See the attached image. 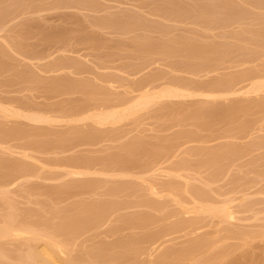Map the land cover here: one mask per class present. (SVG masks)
<instances>
[{"label":"rangeland","instance_id":"374dc122","mask_svg":"<svg viewBox=\"0 0 264 264\" xmlns=\"http://www.w3.org/2000/svg\"><path fill=\"white\" fill-rule=\"evenodd\" d=\"M0 18V27L5 24L0 29V107L53 118L36 124L0 108V130L6 132L0 134V183L19 173L11 177V185L0 184V225L10 213L14 224L33 226L45 235L1 237L0 264H29L27 259L17 263L19 255L51 233L66 244L63 258L75 264H158L163 253L169 255L168 264H264L263 92L160 98L116 118V123H99L103 125L74 119L87 110L105 111L130 101L147 82L148 89L186 86L198 91L218 85V80L226 83L233 75L246 84L241 77L247 67L262 76L264 0H0ZM237 98L245 100L243 107ZM11 126L21 136L14 133L11 139L12 130L6 136ZM78 168L85 171L71 173ZM151 178L155 186H175L169 191L157 185L159 192L153 193ZM190 190L206 191L203 199L207 195L217 206L228 204L234 218L198 212L200 203L211 202L201 198L194 206ZM188 247L189 254L171 253Z\"/></svg>","mask_w":264,"mask_h":264},{"label":"bare ground","instance_id":"6f19581e","mask_svg":"<svg viewBox=\"0 0 264 264\" xmlns=\"http://www.w3.org/2000/svg\"><path fill=\"white\" fill-rule=\"evenodd\" d=\"M244 1V0H243ZM249 3V2H248ZM252 3V2H251ZM257 4H258V1H257ZM260 4V3H259ZM249 5H250V3H249ZM251 6V5H250ZM254 8H256L255 6H254ZM110 18V17H109ZM115 18V17H114ZM1 19V18H0ZM111 20H112V18H110ZM2 20V19H1ZM111 20H109V21H111ZM115 20H116V18H115ZM113 21L114 20H112V23H113ZM118 21H122V20H118ZM2 23V22H1ZM5 23V22H4ZM208 24H210V22L208 23ZM212 24V23H211ZM217 24V23H216ZM1 25V24H0ZM4 25L5 24H3V27H0V29L1 28H4ZM208 28V27H207ZM2 30V29H1ZM256 33V32H255ZM2 35L0 34V37H1ZM215 36V35H214ZM259 36V35H258ZM4 38V37H3ZM4 40V39H3ZM243 41V40H242ZM257 41H259V40H257ZM4 42H6V41H4ZM248 42V41H247ZM246 42V43H247ZM8 43V42H7ZM6 43V44H7ZM256 43V42H255ZM257 45V44H256ZM260 45V44H259ZM9 47L10 46H12V44L11 45H8ZM15 46H18V45H16L15 44ZM13 47V46H12ZM261 47V46H260ZM15 48V47H14ZM216 49H217V47H215ZM15 49H17L16 51H18V49H19V47L17 48H15ZM11 50H13V49H11ZM220 50V49H219ZM223 50V49H222ZM20 51V50H19ZM18 51V52H19ZM64 51V50H63ZM224 52V51H223ZM19 53H21V52H19ZM18 54V53H17ZM20 55H22L23 56V54L21 53ZM214 55H216V54H214ZM40 57V56H39ZM42 57V56H41ZM40 57V58H41ZM214 57V56H213ZM217 57V56H216ZM28 58H30V57H28ZM36 58V57H35ZM219 58V57H218ZM218 58H216V59H218ZM222 58V57H221ZM225 58V57H224ZM17 59V58H16ZM17 60H19V59H17ZM21 60V59H20ZM88 60V59H87ZM255 60V59H254ZM215 61V60H214ZM19 62V61H18ZM61 62V61H60ZM66 62L67 61H65V65H66ZM147 62H149V63H153L154 61H152V62H150V61H147ZM62 63V64H63ZM68 63V62H67ZM215 63V62H214ZM217 63V62H216ZM242 63H245V62H242ZM263 63V62H262ZM56 64V63H55ZM68 64H71V63H68ZM210 64V63H209ZM61 64L59 63V66H60ZM64 65V66H65ZM147 65V64H146ZM182 65V64H181ZM192 65V64H191ZM239 65V64H238ZM244 65V64H243ZM242 65V66H243ZM257 65H258V63H257ZM264 65V64H263ZM62 66V65H61ZM70 66H72V64L70 65ZM69 66V67H70ZM74 66V65H73ZM185 66V65H184ZM193 66V65H192ZM250 66V65H249ZM56 67H57V64H56ZM175 67V66H174ZM187 67V66H186ZM217 67V66H216ZM237 67V66H236ZM35 68V67H34ZM51 68V67H50ZM58 68V67H57ZM60 68H62V67H60ZM59 68V69H60ZM171 68V67H170ZM179 68V67H178ZM211 68V67H210ZM258 68V67H257ZM25 68H23V70H24ZM27 69V68H26ZM39 69V68H38ZM53 69V68H52ZM67 69H68V67H67ZM188 69V68H187ZM213 69V68H212ZM243 69V68H242ZM247 69H248V73L246 74V76L244 75V77H241L242 78V82H245V80L247 81V83L246 84H244V83H240L241 81L238 79V78H234V75L233 76H228V77H230V79H231V77H232V79H235V80H228V82H226V83H224L223 81L221 82L220 80H218L219 81V84L217 85H215L214 84V86H209V87H207L208 88V90L207 89H200V90H198V91H192L191 89V91L190 90H188V88H186V86H184L183 88H178V86L176 87V88H173V87H165V89H160V90H154V88H153V86H152V88H149L148 89V82L146 83V84H143V86L141 85L140 86V90H142L143 88H145L143 91H141L140 92V90L138 91L139 93L138 94H135V96L133 95L131 98L133 99H130V101H129V99H128V101L126 100H124V102H119V103H122V104H119L118 103V101H117V105H114L113 106V108H108V107H106L107 109L105 110V111H101V110H104V109H101L100 110V112H98L99 110H97V112H92L91 111V113H88V110H87V112H84L83 114L84 115H82V113H80V115L82 116V117H80V115L78 116V115H76V116H74V119H81V120H84L83 118H88L87 120H90V119H92V120H90L91 122H94V121H96V122H98L97 124H99V123H107L108 122V124H109V122L111 123L112 121H114L116 118H121V116H125V114L127 115L130 111H136L137 109H139L138 107H140L141 105H146L147 103H149L150 101H152V102H154V100L156 101L157 99H160V98H163V100H164V98L166 97V98H171V97H182V96H190V95H192V97H193V95H194V97H195V95L197 94L198 96L199 95H205V96H208V97H215V96H227V95H235V94H237V93H242V92H252V93H257V92H263L264 93V73H263V75L262 76H259V73H256V74H258L257 76H255L254 77V75H256L254 72H253V75H252V73L251 72H249V68L247 67ZM22 70V71H23ZM29 70V69H28ZM28 70H27V72H28ZM31 71H32V69H30ZM62 70V69H61ZM63 70H65V69H63ZM180 70H182L181 69V67H180ZM191 70V69H190ZM190 70H188V71H190ZM197 70V69H196ZM214 70H216L215 68H214ZM231 70V69H230ZM244 70V69H243ZM245 70H246V67H245ZM251 70V69H250ZM253 70V69H252ZM251 70V71H252ZM257 70V69H256ZM261 70V69H260ZM17 71H18V69H17ZM36 71V70H35ZM41 71H42V68H41ZM58 71V69L56 70V72ZM176 71H178V70H176ZM235 71V70H234ZM247 71V70H246ZM255 71V70H254ZM264 71V70H263ZM19 72V71H18ZM27 72H26V74H27ZM45 72V71H44ZM53 72H55V71H53ZM67 72V71H66ZM65 72V73H66ZM192 72L193 71H191V74H192ZM196 72V71H195ZM258 72V71H257ZM21 73V72H20ZM22 73H24V72H22ZM31 73V72H30ZM49 73V72H48ZM69 73H71L72 74V72H69ZM75 74H76V72H74ZM152 73V72H151ZM194 73V72H193ZM225 73V72H224ZM223 73V74H224ZM19 74V73H18ZM25 74V75H26ZM29 74V73H28ZM28 74L26 75V76H28ZM32 74V73H31ZM79 74V73H78ZM262 74V73H261ZM260 74V75H261ZM21 75V74H20ZM30 75V74H29ZM61 75V74H60ZM177 75H179V74H177ZM194 75V74H193ZM197 75V74H196ZM227 75H229V74H227ZM226 75V76H227ZM23 76V75H22ZM21 76V77H22ZM30 76H32V75H30ZM153 76H155V74L153 75ZM152 76V77H153ZM222 76V75H221ZM224 76V75H223ZM254 77V78H256V79H252L251 77ZM67 77H70V76H66V79H67ZM74 76H72V78H73ZM187 77V76H186ZM18 78H20V77H18ZM65 78V77H64ZM161 78V77H160ZM226 79H227V77H225ZM224 78V79H225ZM251 78V79H250ZM35 79V78H34ZM40 78H38V79H36V81L37 80H39ZM51 79V78H50ZM57 79V78H56ZM61 79V80H60ZM59 80L60 81H62L63 79L62 78H60ZM66 79H64V80H66ZM236 79H238V80H236ZM247 79H249V80H247ZM68 81H69V79H67ZM156 80H159V77H158V79H156ZM155 80V81H156ZM217 80V79H216ZM34 81V80H33ZM40 81V80H39ZM56 81H58V80H56ZM60 81H58V82H60ZM126 81V80H125ZM164 81V80H163ZM198 81V80H197ZM249 81V82H248ZM51 82H54V80L53 81H51ZM65 83L64 84H66V81H64ZM113 82V81H112ZM127 82V81H126ZM196 82V81H195ZM61 83H63V82H61ZM72 83V82H71ZM71 83H70V85H71ZM124 83V82H123ZM134 83V82H133ZM164 82H161V84H163ZM165 83H166V81H165ZM167 83H171V82H167ZM176 83V82H175ZM218 83V82H217ZM221 83H223V84H221ZM42 84V83H41ZM109 84V83H108ZM172 84V83H171ZM179 84V83H178ZM49 85V84H48ZM110 85V84H109ZM134 85V84H133ZM160 85V84H159ZM168 85V84H167ZM176 85V84H175ZM181 85H182V83H181ZM184 85V84H183ZM187 85V84H186ZM193 85H194V83H193ZM198 85H200V84H198ZM46 86V85H45ZM50 86H51V84H50ZM60 86V85H59ZM62 86V85H61ZM60 86V87H61ZM104 86V85H103ZM113 86V85H112ZM129 86V85H128ZM172 86V85H171ZM195 87H196V85H194ZM201 86V85H200ZM56 87H58V85H56ZM70 87V86H69ZM115 87H116V85H115ZM143 87V88H142ZM164 87V86H163ZM191 88H194V87H192V85L190 86ZM198 87V86H197ZM196 87V88H197ZM65 88V87H64ZM63 88V89H64ZM110 88V87H109ZM201 88V87H200ZM52 89V88H51ZM67 89H69L68 87H67ZM112 89H114V88H112ZM116 89V88H115ZM152 89V91H150ZM198 89H199V87H198ZM59 90V89H58ZM133 91V90H132ZM53 92V91H52ZM114 92V91H113ZM122 92H123V90H122ZM117 93V92H116ZM118 93H121V92H119L118 91ZM123 93H125V92H123ZM123 93H122V95H123ZM132 93V92H131ZM242 95V94H241ZM245 95V94H244ZM260 95V94H259ZM118 96L119 97H121L119 94H118ZM117 96V97H118ZM262 96V95H261ZM118 97V98H119ZM124 97V96H123ZM122 97V98H123ZM134 97V98H133ZM260 97V96H259ZM117 98V99H118ZM124 98H129L128 96L127 97H124ZM183 98V97H182ZM191 98V97H190ZM249 98V97H248ZM263 98H264V95H263ZM4 99V98H3ZM14 99V98H13ZM172 99V98H171ZM177 99V98H176ZM260 99V98H259ZM229 100H231V99H229ZM238 100H240L239 98H237V101ZM243 100V99H242ZM249 100V99H248ZM250 100H252V99H250ZM8 101V100H7ZM120 101V100H119ZM170 101V100H169ZM176 101V100H175ZM180 101V100H179ZM188 101V100H187ZM228 101V100H227ZM234 101V100H233ZM261 101V100H260ZM1 102H2V100H1ZM4 103L6 102V99L3 101ZM177 102V101H176ZM236 102V101H235ZM240 102H241V100H240ZM242 102H245V100H243ZM241 102V104H242V107H243V103ZM62 103V102H61ZM110 103V102H109ZM112 103V102H111ZM125 103V104H124ZM167 103V102H166ZM171 103H172V100H171ZM174 103V102H173ZM178 103V102H177ZM206 103V102H205ZM217 103H219V104H221L220 102H217ZM238 103V102H237ZM236 103V104H237ZM261 103H263V102H261ZM53 104V103H52ZM124 104V105H123ZM150 104V103H149ZM224 104V103H223ZM230 104H233L232 102L230 103ZM255 104H257V103H255ZM260 104V103H259ZM264 104V103H263ZM263 104H261L262 106H263ZM6 105V104H5ZM51 105V104H50ZM58 106H59V104H57ZM56 105V106H57ZM63 105V104H62ZM93 105V104H92ZM109 105V104H108ZM111 105V104H110ZM166 105H168V104H166ZM234 105H235V103H234ZM238 105V104H237ZM261 105H257L258 107H260ZM23 106H24V104H23ZM46 106V108H47V106H48V104L47 105H45ZM65 106H66V104H65ZM89 106H90V104H89ZM112 106V105H111ZM156 106V105H155ZM169 106V105H168ZM227 106V105H226ZM252 106H253V103H252ZM256 106V105H255ZM256 106V107H257ZM2 108H3V111H2V113H4V111H7V112H9V114L8 113H6V116H7V114L8 115H12L11 117H17L18 118V116L19 115H23V117L22 118H24V117H26V119H28V120H33V121H35V123L38 121V122H42L43 120H46L45 122H48V120H49V118L50 117H48L49 115H43V112L40 114H38V113H36V114H26V113H22V111L20 110H18V111H16L17 109L15 108V107H11V106H9L10 108H14V110H12V109H10V108H6V107H4V105H2L1 106ZM0 107V108H1ZM8 107V106H7ZM63 107V106H62ZM67 107V106H66ZM92 107V106H91ZM218 107V106H217ZM32 108V107H31ZM65 108V107H64ZM63 108V109H64ZM141 108V107H140ZM180 108V107H179ZM212 108V107H211ZM232 109H233V107H231ZM230 108V109H231ZM5 109V110H4ZM16 109V110H15ZM37 109V108H36ZM63 109H59L60 111L61 110H63ZM85 109V108H84ZM99 109V108H98ZM135 109V110H134ZM159 109V108H158ZM168 109V108H167ZM173 109H176V108H173ZM228 109V108H227ZM257 109V108H256ZM23 110V109H22ZM30 110V109H29ZM28 110V111H29ZM41 110H43V109H41ZM45 110V109H44ZM58 110V109H57ZM72 110H73V108H72ZM72 110H71V112H72ZM80 110V109H79ZM93 110V109H92ZM165 110V109H164ZM257 110H259V108L257 109ZM50 111H52L51 109H50ZM49 111V112H50ZM64 111V110H63ZM68 110H66V112H67ZM75 111V110H74ZM85 111V110H84ZM94 111V110H93ZM96 111V110H95ZM264 111V110H263ZM31 112V111H30ZM45 112H47V110L45 111ZM55 112H56V110H55ZM62 112V111H61ZM69 112H70V109H69ZM77 112V111H76ZM90 112V111H89ZM258 112V111H257ZM48 113V112H47ZM53 113V112H52ZM52 113H50V114H52ZM58 113V112H57ZM60 113V112H59ZM64 113V112H63ZM73 113V112H72ZM86 113V114H85ZM262 113V112H261ZM5 114V113H4ZM55 114V113H54ZM62 114V113H61ZM131 114V113H130ZM16 115H18V116H16ZM57 115V114H56ZM60 115V114H59ZM52 116H54L53 114H52ZM66 116V115H65ZM65 116H62V118H65ZM68 116V115H67ZM10 117V118H11ZM55 117V116H54ZM57 117H61V116H57ZM77 117V118H76ZM20 118V117H19ZM56 118V117H55ZM54 118V119H55ZM61 118V119H62ZM69 118V117H68ZM90 118V119H89ZM119 118H118V120H119ZM25 119V118H24ZM53 119V118H52ZM52 119L50 118V122L52 121ZM66 119V118H65ZM70 119V118H69ZM73 118H71L70 120H74ZM67 120V119H66ZM76 120H74L75 122H76ZM4 121V120H3ZM10 121V120H9ZM23 121V120H22ZM55 121V123H56V119L54 120ZM59 121H61L60 119H59ZM65 121V120H64ZM63 121V122H64ZM73 121V122H74ZM116 121V120H115ZM114 121V123H116ZM256 121H257V118H256ZM255 121V122H256ZM5 122V121H4ZM29 122V121H28ZM37 122V123H38ZM68 122V121H67ZM71 122V121H70ZM69 122V123H70ZM77 122H78V120H77ZM82 122V121H81ZM252 122V121H251ZM260 122V121H259ZM22 123V122H21ZM36 123V124H37ZM118 123V122H117ZM8 124H10V123H8ZM7 124V125H8ZM13 124V123H12ZM19 124H20V122H19ZM23 124V123H22ZM68 124V123H67ZM113 124V123H112ZM249 124V123H248ZM253 124H255V123H253ZM257 124V123H256ZM21 125V124H20ZM20 125H19V128H20ZM28 125V124H27ZM27 125H25V126H27ZM30 125V124H29ZM99 125H103V124H99ZM111 125V124H110ZM2 126V125H1ZM0 126V127H1ZM16 126L18 127V123H16ZM23 127H24V124L22 125ZM21 126V127H22ZM37 126V125H36ZM35 126V127H36ZM42 126H43V124H42ZM76 126V125H75ZM94 126V125H93ZM250 126V125H249ZM253 126V125H252ZM16 127V128H17ZM38 127V126H37ZM37 127H36V129H37ZM40 127V126H39ZM246 127H247V125H246ZM257 127V126H256ZM2 128H4V127H2ZM1 128V129H2ZM11 128V129H10ZM9 129H7L8 131H7V135L6 136H8L9 134H8V132H10V130H12V132H11V134L13 133V128H14V126L12 127H10ZM16 128H14V131L16 130ZM19 128H18V131H19ZM42 128V127H41ZM41 128L39 129L40 131H41ZM68 128V127H67ZM74 128V127H73ZM89 128V127H88ZM243 128V127H242ZM258 128V127H257ZM257 128H256V130H257ZM4 129H6V128H4ZM23 129V128H22ZM21 129V131H23V130H25L26 128H24L23 130ZM33 130H34V128H32ZM45 129V128H44ZM95 129V128H94ZM250 129H252V128H250ZM255 129V128H254ZM3 130V129H2ZM2 130H0V132L2 131ZM32 130V131H33ZM38 130V129H37ZM36 130V133L38 132ZM48 130H49V128H48ZM78 130V129H77ZM100 130V129H99ZM255 130V131H256ZM20 131V132H21ZM260 131H261V129H260ZM2 132H5V130L4 131H2ZM2 132L0 133V134H2ZM26 133L27 132H29V131H25ZM30 132H31V129H30ZM46 132H48L47 131V129H46ZM52 132V131H51ZM76 132V131H75ZM249 132V131H248ZM251 132H252V130H251ZM250 132V133H251ZM254 132V131H253ZM6 133V132H5ZM5 133H3V134H5ZM14 133H16V132H14ZM12 134V138L11 139H15V137H14V135L15 134ZM18 134H19V132H17ZM17 133H16V137H19V136H21V135H17ZM24 133V132H23ZM35 133V132H34ZM39 133H41V132H38L36 135H38ZM50 132H48V134H49ZM33 134V133H32ZM79 134V133H78ZM82 134H83V132H82ZM89 134H91L90 132H89ZM88 134V135H89ZM259 134V133H258ZM261 134V133H260ZM30 135V134H29ZM41 135V134H40ZM90 136H92V134L90 135ZM248 136V135H247ZM3 137V136H2ZM22 137H25V135H23ZM77 137V136H76ZM81 137V136H80ZM29 138V137H28ZM84 138V137H83ZM87 139H90L89 137H86ZM5 139V138H4ZM23 139V138H22ZM38 139V138H37ZM86 139V141L88 142V140ZM262 139H263V137H262ZM2 140H3V138H2ZM10 140V139H9ZM79 140V139H78ZM6 141H8V139L6 138L5 139V142ZM15 141H17V140H15ZM14 141V142H15ZM19 141V140H18ZM26 142V141H25ZM41 142V141H40ZM12 143V142H11ZM258 143V142H257ZM256 142H255V144L254 145H256L257 144ZM264 144V143H263ZM9 145V144H8ZM13 146L15 145V143L14 144H12ZM11 145V146H12ZM21 145V144H20ZM258 145H259V143L257 144V147H258ZM15 146H17V144L15 145ZM18 146H19V144H18ZM22 146V149L24 148L23 147V145H21ZM201 146V145H200ZM1 147V146H0ZM10 147V146H9ZM183 147V146H182ZM28 148V147H27ZM170 148H172V147H170ZM175 148V147H174ZM204 148H206V147H204ZM7 149V148H6ZM163 149H165V148H163ZM188 149V148H187ZM191 149V148H190ZM226 149V148H225ZM236 149V148H235ZM5 150V149H4ZM172 150H173V148H172ZM189 150V149H188ZM233 150V149H232ZM9 151V150H8ZM21 151V150H20ZM23 151V150H22ZM182 151V150H181ZM229 151V150H228ZM10 152V151H9ZM14 152V151H13ZM28 152V151H27ZM173 152V151H172ZM180 152V151H179ZM16 153H17V151H16ZM174 153V152H173ZM183 153V152H182ZM189 153V152H188ZM187 153V154H188ZM206 153V152H205ZM234 153V152H233ZM23 154V153H22ZM180 153H178V155H179ZM206 154H208V153H206ZM24 155V154H23ZM31 155V154H30ZM170 155V154H169ZM171 156H172V154H171ZM185 156H187V155H185ZM208 156H210V154L208 155ZM213 156V155H212ZM32 157V156H31ZM184 156H182V158H183ZM168 158V157H167ZM173 158H174V156H173ZM185 158V157H184ZM32 159V158H31ZM179 159V158H178ZM188 159V158H187ZM39 160V159H38ZM37 160V161H38ZM167 160V159H166ZM177 160V159H176ZM186 160V159H185ZM169 161V160H168ZM173 161V160H172ZM175 161V160H174ZM187 162H188V160H186ZM185 161V162H186ZM41 163V162H40ZM39 163V164H40ZM78 163V162H77ZM151 163V162H150ZM60 165V164H59ZM68 165V164H67ZM119 165V164H118ZM148 165H150V164H147V167L148 168H150ZM172 165V164H171ZM190 165V164H189ZM82 166V165H81ZM121 166V165H120ZM151 166V165H150ZM155 166V165H154ZM185 166V165H184ZM183 166V167H184ZM187 166H188V164H187ZM62 167V166H61ZM77 167H79V166H77ZM86 167V166H85ZM116 167V166H115ZM147 167H146V169L145 168H143V169H145V170H147ZM181 167V166H180ZM191 167V166H190ZM189 167V168H190ZM18 170H19V168L18 167H16ZM109 168V167H108ZM112 168V167H111ZM158 168V167H157ZM156 168V169H157ZM173 168V167H172ZM172 168H170V169H172ZM178 168H179V165H178ZM14 169V168H13ZM66 169V168H65ZM83 169V168H82ZM105 169V168H104ZM107 169V168H106ZM116 169V168H115ZM114 169V170H115ZM120 169V168H119ZM118 169V170H119ZM124 169V168H123ZM122 169V171H124ZM131 169V168H130ZM165 169V168H164ZM169 169V168H168ZM191 169V168H190ZM23 170V169H22ZM87 170V169H86ZM113 170V171H114ZM129 170V169H128ZM155 170V169H154ZM163 170V169H162ZM167 170V169H166ZM173 170V169H172ZM182 171H183V169H181ZM186 170H188V169H186ZM11 171V170H10ZM10 171L8 172V173H10ZM85 170H83V171H81V170H79V168H78V170L77 169H74V170H71V173L72 174H80V173H83ZM96 171V170H95ZM102 171V170H101ZM112 171V172H113ZM117 171V170H116ZM120 171V170H119ZM130 171V170H129ZM133 171V170H132ZM132 171H131V173H132ZM148 171V170H147ZM153 171V170H152ZM159 171V170H158ZM170 171V170H169ZM175 171H177V170H175ZM174 171V172H175ZM213 171H215V170H213ZM19 172V171H18ZM23 172H24V170H23ZM88 172H89V170H88ZM103 172V171H102ZM115 172V171H114ZM125 172V171H124ZM128 172V171H127ZM126 172V173H127ZM149 172V171H148ZM148 172H146V174L148 173ZM163 172V171H162ZM178 172V171H177ZM14 173H15V175H16V172L14 171ZM85 173H87V171L85 172ZM97 173V172H96ZM100 173V172H99ZM104 173V172H103ZM108 173H109V170H108ZM152 173V172H151ZM154 173V172H153ZM176 173V172H175ZM184 173V172H183ZM11 174H12V171H11ZM10 174V175H11ZM18 174L19 173H17V177H18ZM21 174H24V173H21ZM65 174V173H64ZM102 174V173H101ZM100 174V175H101ZM165 174V173H164ZM211 174V173H210ZM209 174V175H210ZM214 174V173H213ZM217 174H218V172H217ZM220 174V173H219ZM14 175V174H13ZM12 175V176H13ZM14 175V176H15ZM25 175H26V173H25ZM104 175H106V173H104ZM136 175H138V174H136ZM161 175V174H160ZM216 175V174H215ZM6 175H4L3 176V178L5 177ZM9 175H7V177H8ZM11 176V177H12ZM13 176V177H14ZM109 176V175H108ZM119 176H120V174H119ZM130 176H132L131 174H130ZM133 176H135V175H133ZM132 176V177H133ZM217 176H219V175H217ZM10 176L8 177V178H5V179H8V181H11V182H9L7 185H9L10 183H12L15 179H13V178H11ZM75 177H76V175H75ZM90 177V176H89ZM129 177V176H128ZM141 177V176H140ZM146 177V176H145ZM151 177V176H150ZM153 177H154V175H153ZM210 177H211V175H210ZM213 177V176H212ZM211 177V178H212ZM216 177V176H215ZM87 178V177H86ZM85 178V179H86ZM148 179H149V177H147ZM160 178V177H159ZM178 178V177H177ZM188 178V177H187ZM218 178V177H217ZM13 179V180H12ZM17 179V178H16ZM81 179V178H80ZM140 179V178H139ZM155 179V178H154ZM153 179V180H154ZM162 179V178H161ZM213 179V178H212ZM215 179V178H214ZM213 179V180H214ZM1 180H3L2 178H1ZM125 180V179H124ZM141 180H142V178H141ZM184 180V179H183ZM188 180V179H187ZM204 180V179H203ZM211 180V179H210ZM217 180V179H216ZM7 181V182H8ZM17 182H18V180H16ZM147 181V180H146ZM150 181V180H149ZM204 181H206V180H204ZM3 182V181H2ZM6 181H4L3 183H5ZM6 182V183H7ZM151 182H152V178H151ZM190 182V181H189ZM188 182V183H189ZM201 182V181H200ZM203 182V181H202ZM3 183H0V184H3ZM15 183V182H14ZM13 183V184H14ZM154 183H157V182H154ZM183 183V182H182ZM213 183V182H212ZM152 184H153V182H152ZM149 185V186H151V191L153 192V193H157V192H159V188H161V190L162 189H164V187H167V189L169 190V191H171L170 189L173 187V182H166V183H164L163 184V182H162V187H161V185L159 186L158 184V186H159V188L157 189L156 188V186L153 184V185ZM160 184H161V182H160ZM191 184V183H190ZM199 184V183H198ZM11 185V184H10ZM194 185V184H193ZM175 186V185H174ZM190 186V185H189ZM188 186V187H189ZM202 186V185H201ZM207 186H209V185H207ZM0 187H1V185H0ZM11 187V186H10ZM126 187H127V185H126ZM179 187V186H178ZM182 187H184V186H182ZM170 188V189H169ZM212 188V187H211ZM183 189V188H182ZM200 189V188H199ZM213 189V188H212ZM150 190V189H149ZM154 190L156 191V190H158L157 192H154ZM160 190V191H161ZM172 190H173V188H172ZM180 190V189H179ZM201 190V189H200ZM214 190V189H213ZM233 190V189H232ZM165 191H167V190H165ZM199 191V190H198ZM194 191L193 190V192L190 190V192H192V193H190L191 195V199H192V202H193V204H194V206H195V204L196 205H198L200 202L199 201H202V199H203V197H205V192H204V194L202 193V191ZM149 192V191H148ZM164 192V191H163ZM177 192H178V190H177ZM180 192H181V190H180ZM198 192V193H197ZM201 192V193H200ZM237 192V191H236ZM246 192V191H245ZM153 193H152V195H153ZM161 193V196H162V192H160ZM165 193V192H164ZM216 193V192H215ZM234 193V192H233ZM210 194V193H209ZM211 194H213L212 192H211ZM170 195V194H169ZM172 195V194H171ZM174 195V194H173ZM244 195V194H243ZM246 195V194H245ZM160 196V197H161ZM155 197V196H154ZM187 197H188V195H187ZM208 196L206 195V199L208 200V198H207ZM217 197V196H216ZM215 197V198H216ZM219 197V196H218ZM180 198V197H179ZM185 198V197H184ZM202 198V199H201ZM223 198V197H222ZM230 198V197H229ZM244 198V197H243ZM186 199V198H185ZM201 199V200H200ZM206 199L204 200L205 202H206ZM210 199V198H209ZM218 199V198H217ZM221 199V198H220ZM220 199H219V201H220ZM182 200V199H181ZM211 200V199H210ZM231 200V199H230ZM203 201V202H204ZM209 201V200H208ZM221 201H223V200H221ZM226 201V200H225ZM188 202V201H187ZM209 202H211V203H207V204H202V203H200L198 206H199V208L200 209H195V210H197L198 212H201V211H199V210H206V211H208V212H210V213H215V215H216V213L218 214V215H222L223 217H227V219L228 218H234V210H232L231 209V207L230 206H228V204L227 205H225V204H223V205H219V206H217L216 204L217 203H214L213 204V201H209ZM233 202V201H232ZM239 202V201H238ZM184 204H186L185 202H183ZM222 203V202H221ZM220 203V204H221ZM236 203V202H235ZM178 204V203H177ZM190 204V203H189ZM177 206V205H176ZM187 206H188V204H187ZM194 206H192V204L191 205H189V207L190 208H188L189 210L192 208V207H194ZM193 209V208H192ZM194 210V211H195ZM186 211H187V208H186ZM184 212V211H183ZM188 212V211H187ZM190 212V211H189ZM203 212V211H202ZM105 213V212H104ZM112 213V212H111ZM186 213V212H185ZM192 213V212H191ZM180 214V213H179ZM199 215V214H198ZM198 215H196V217H200V215L198 216ZM101 216H103V215H101ZM105 216V215H104ZM107 216V215H106ZM187 216H189V215H187ZM193 216V215H192ZM207 216V215H206ZM203 217V216H202ZM204 217H205V214H204ZM219 217V216H218ZM11 214L10 213H5V215H3V221H1L2 223H1V225H0V238L1 237H3V236H22V235H28L29 237L28 238H33V239H38V238H40L42 235H40L41 233H39L38 231H37V229H34V228H32L31 226H29V225H27V224H24V223H22V224H20V223H18V224H14L13 223V220L11 221ZM127 219V218H126ZM129 219V218H128ZM126 220V221H129V220ZM123 220L125 221V219L123 218ZM179 220H181V219H179ZM179 220L177 221V222H179ZM190 220V219H189ZM220 220V219H219ZM125 221V222H126ZM182 221V220H181ZM180 221V223H182ZM188 221V220H187ZM191 221V220H190ZM174 224V223H173ZM172 224V225H173ZM183 224H185V222L183 223ZM191 224V223H190ZM179 225V224H178ZM181 225V224H180ZM187 225H189V223L187 224ZM187 225H186V227H187ZM175 227H177V226H175ZM174 227V228H175ZM180 227V226H179ZM179 227H177L178 229H179ZM192 227V226H191ZM37 228V227H36ZM172 228V227H171ZM181 228V227H180ZM61 229V228H60ZM169 229V228H168ZM182 229V228H181ZM190 229V228H189ZM56 230V229H55ZM172 230H177V229H171V231ZM224 230V229H223ZM61 231H62V229H61ZM164 231V230H163ZM163 231H161L162 232V234H163ZM166 231H168L167 229L165 230V232ZM169 231H170V229H169ZM228 231V230H227ZM226 232V231H225ZM230 232H231V230H230ZM234 232V231H233ZM55 233H57V232H55ZM64 233V232H63ZM226 233H228V232H226ZM235 233V232H234ZM44 234H45V232H44ZM58 234V233H57ZM56 234V235H57ZM60 234V233H59ZM159 234V233H158ZM158 234H157V236H158ZM231 234V233H230ZM49 235V234H48ZM47 235V236H48ZM54 235V234H53ZM61 235V234H60ZM59 235V236H60ZM153 235V234H152ZM152 235H150L151 236V238L153 237V238H156L155 236H152ZM155 235V234H154ZM160 235V234H159ZM166 235V234H165ZM184 235V234H183ZM50 236V235H49ZM55 236V235H54ZM42 237H45V235H43ZM58 237V236H57ZM56 237V238H57ZM55 237H53L52 236V233H51V236L50 237H48V238H46L43 242H39L40 244H35V245H32V246H29L25 251H24V253H22L21 255H19V257L18 258H20V256H21V258H20V261L19 260H17L18 262L17 263H25L24 261H25V259H27L28 261L30 260V262H28L29 264L31 263V264H59L60 262L62 263V264H75L73 261H71V260H69V258L68 257H65V258H63V256H66V244L62 241V240H59V239H56ZM27 239V238H26ZM63 239V238H62ZM157 239V238H156ZM159 239V238H158ZM155 240V239H154ZM154 240H152L151 239V242H153ZM36 241V240H35ZM38 241V240H37ZM167 241V240H166ZM165 241V242H166ZM155 242V241H154ZM160 242V241H159ZM164 242V241H163ZM161 243H162V241H161ZM154 245L156 244V243H153ZM194 244H196V243H194ZM193 244V245H194ZM151 245V244H150ZM159 245H161V244H159ZM153 246V245H152ZM188 246H190L191 247V244L190 245H188ZM157 247V246H156ZM156 247L155 248H153V250L154 249H156ZM162 247V246H161ZM190 247H188V248H184L185 250H187V249H189ZM195 247V246H194ZM183 249V250H184ZM193 249V248H192ZM150 250V249H149ZM182 249H180V248H178L177 250H176V252H171L172 254H174L175 253V255H179V254H182V255H186L185 253H188L189 254V251L191 250V249H189L187 252L184 250H182ZM169 251H172V250H169ZM169 251H167V252H169ZM179 251V252H178ZM153 252V251H152ZM171 253H169V254H171ZM65 254V255H64ZM69 254V253H68ZM149 254V253H148ZM151 254V253H150ZM5 255V254H4ZM181 255V256H182ZM0 256H2V254H0ZM151 256V255H150ZM169 257V255H168V253L167 254H164L163 253V256H162V259L161 260H159L158 261V264H168L167 263V260L165 261V259L166 258H168ZM22 257H23V260H22ZM179 257V256H178ZM153 261V260H152ZM164 261L166 262V263H164Z\"/></svg>","mask_w":264,"mask_h":264}]
</instances>
